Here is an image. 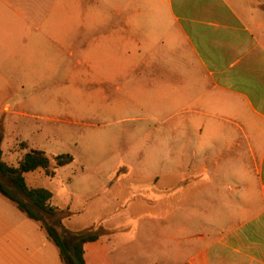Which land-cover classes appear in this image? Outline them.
<instances>
[{"label":"crops","instance_id":"obj_1","mask_svg":"<svg viewBox=\"0 0 264 264\" xmlns=\"http://www.w3.org/2000/svg\"><path fill=\"white\" fill-rule=\"evenodd\" d=\"M93 3L0 0V85L40 61L43 47L56 42L57 22H67L72 39L85 28H106L88 45V69H99L101 86L132 85L115 109L148 112L143 94L161 101L165 132L180 134L179 154L191 160L177 206L169 195L152 194L174 219L164 222L163 255L145 245L152 226L139 221L126 236L85 243L86 264H264V0ZM3 213L0 208V264L60 260L38 221L13 222ZM173 228L180 237L170 235Z\"/></svg>","mask_w":264,"mask_h":264},{"label":"rangeland","instance_id":"obj_2","mask_svg":"<svg viewBox=\"0 0 264 264\" xmlns=\"http://www.w3.org/2000/svg\"><path fill=\"white\" fill-rule=\"evenodd\" d=\"M88 1L94 4V0ZM52 28L56 42L51 48L43 47L40 61L27 64L25 75L21 73L20 77L10 78L8 84L0 85L3 160L16 166L24 152L32 149L44 151L50 157H74L72 163L56 169L53 178L38 172L26 175L30 187H45L53 192L52 204L60 211L39 215L44 224L53 226L58 236L64 238L69 250L75 239L72 232H91L108 238L124 232L126 236V232H131L129 227L141 221L152 226V231L144 232L150 239L145 245L153 249V254L163 255L164 222L174 219L171 213H164L163 200L152 194L169 195L171 206H177L174 196L182 181L189 178L190 154H179L180 134L165 132L167 117L159 108L162 102L153 96L141 95L140 102L149 108L148 112L114 108L120 103L119 98H126L132 85L112 82L101 86L99 69L89 70L84 61L89 43L106 28L92 29L91 33L86 28L79 30L74 32V39L65 21ZM52 28L43 32H51ZM91 48V54L97 55L94 46ZM117 85L122 88L120 92ZM102 88L108 100L103 98ZM174 121L178 123V118ZM174 142L175 147L170 148L169 144ZM23 143L26 150H21ZM0 181L15 196L27 201L1 174ZM0 208L4 215L16 219L13 222L26 220L34 225L1 196ZM210 216L208 213L204 218ZM174 217L177 222L178 213ZM42 228L43 236L49 238L45 227ZM170 235L180 237L174 228ZM130 245L131 241L125 249ZM46 246L52 248L53 255L59 250L52 240ZM52 264L62 263L55 255Z\"/></svg>","mask_w":264,"mask_h":264},{"label":"trees","instance_id":"obj_3","mask_svg":"<svg viewBox=\"0 0 264 264\" xmlns=\"http://www.w3.org/2000/svg\"><path fill=\"white\" fill-rule=\"evenodd\" d=\"M20 147L21 150H26L27 145L23 143ZM73 161L74 157L69 154L50 157L44 151L32 149L25 152L16 166H12L3 160V151L0 149L1 176L7 178L27 201H22L15 196L10 188L5 186L2 181H0V194L11 201L26 217L41 222L48 233L49 239L58 247L62 264H86L84 259V244L97 240L99 237L98 234L91 232H72L75 239L72 241L71 250H69L64 242V238L58 236L53 226L44 224L39 215V212L55 215L57 210L60 211V209L51 203L53 198L52 191L45 187H30L25 179L26 174L34 172L43 173L46 177L53 178L55 177L56 169L62 168ZM52 162H54L53 168ZM62 229L67 231L63 227Z\"/></svg>","mask_w":264,"mask_h":264}]
</instances>
